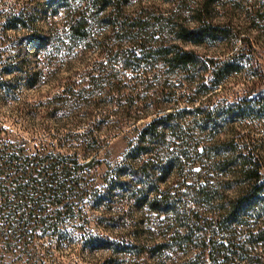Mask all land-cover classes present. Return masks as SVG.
I'll return each instance as SVG.
<instances>
[{
    "label": "trees",
    "instance_id": "trees-1",
    "mask_svg": "<svg viewBox=\"0 0 264 264\" xmlns=\"http://www.w3.org/2000/svg\"><path fill=\"white\" fill-rule=\"evenodd\" d=\"M46 1L51 14L64 12L65 31L25 40L42 61L50 64L60 50L94 49L101 60L63 87L49 114L106 111L92 130L74 136L75 147H62L75 148L73 155L27 153L0 141V242L11 264H31L36 232L60 236V217L81 213L84 199L96 209L127 203L153 241L141 243L138 223L129 243L89 235L83 249L113 255L109 264H264L254 253L264 249V156L243 142L255 135L248 120L264 133V49H256L264 45V0H173L166 13L142 7L131 14L128 0H80L93 13L73 7L75 0ZM29 23L24 10L7 18L9 29ZM193 46L228 49L202 56ZM14 49L13 74L27 65L23 45ZM239 83L240 94L223 97ZM150 116L100 192L90 173L98 133ZM76 149L90 159L79 163ZM234 227L243 228L240 239Z\"/></svg>",
    "mask_w": 264,
    "mask_h": 264
},
{
    "label": "rangeland",
    "instance_id": "rangeland-1",
    "mask_svg": "<svg viewBox=\"0 0 264 264\" xmlns=\"http://www.w3.org/2000/svg\"><path fill=\"white\" fill-rule=\"evenodd\" d=\"M172 1L128 0L126 12L131 14L139 11L142 7H147L149 11L156 9L158 12L166 13L170 8H173ZM80 4L85 6L88 12L93 13V10L87 7L86 1L81 3L80 0H75L72 6ZM23 10L29 13V26L9 29L7 18ZM183 15L189 14L184 12ZM64 22L65 14L62 9L59 8L56 15L51 14L46 0H0V141L3 144L13 143L18 147H24L27 153L39 151L50 155H73L75 148L66 150L62 147L67 144L75 147L76 138L74 136H80L92 130L97 121L104 117L105 108L93 112L91 117L88 114L86 117L84 110L81 111L82 113H72L71 115L70 108H63L62 111L55 113V116H61L59 120L49 114L54 109V105L58 104L55 98L62 95L63 87L89 71L94 62L101 61L100 55L95 49L80 55L74 52L67 54L60 50L53 57L52 62L47 64L42 61L41 53L25 42L29 35L35 33L44 35L51 29L53 32L61 34L65 31ZM164 38H168L166 33ZM17 41L23 45L27 65L23 66L20 73L13 74L10 68L15 65L12 55L15 52L14 46ZM188 48L199 55L214 57H220L228 49L198 46ZM256 49L261 51L264 49V45H258ZM262 69L264 74V62ZM36 73L38 74L36 75ZM34 74L36 76L33 78ZM12 78L15 81L10 83ZM5 81L8 83V88L3 87ZM31 81H33L32 84H30ZM241 81L242 79H240ZM259 88L264 91V78ZM226 89L227 94L223 93V97H231L240 94L242 86L240 83L237 86L228 85ZM50 101L52 105L48 103ZM108 109L113 110V108ZM152 118L150 116L135 122L113 123L111 124L112 128L107 127L98 133L100 145L92 154L93 161L98 163L93 165V170L90 173L96 177L94 184L100 192L105 187L106 178L111 177V172L118 167L126 152L134 146L138 133ZM255 123L257 125L256 121ZM247 126L249 130L253 128L251 131L255 132V135L251 141L245 139L243 142L248 145H257L261 150V155L264 156L263 131L259 128L255 130V126L250 120L247 121ZM76 151L79 163L90 159L89 155L83 156L84 153L81 150L76 149ZM127 206V203L119 202L116 205L108 207L104 205L96 209L91 200L84 199L81 204V213H77L75 216L62 215L60 217V236L54 237L49 233L42 235L40 231L36 232L37 238L29 246V251L33 254L31 264H109V259L113 255L95 249H83V243L89 235L99 236L104 240L117 243H129L131 241L128 237L136 223H138L137 231H139L141 243L150 246L153 241L144 232L145 222L141 220L137 211L128 210ZM258 220L261 221V218H257ZM249 222L252 221L249 220ZM233 229L240 239L243 236V228L234 227ZM64 234L70 236L71 240L64 241L66 236ZM254 253L264 261V249H258L256 246ZM193 255L194 252H190L187 256H182L181 261H185ZM124 257L126 256H121L120 259H127ZM13 258L6 253L0 242V264H11ZM166 264L173 263L171 261ZM232 264L237 263L233 262Z\"/></svg>",
    "mask_w": 264,
    "mask_h": 264
}]
</instances>
